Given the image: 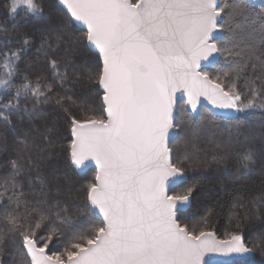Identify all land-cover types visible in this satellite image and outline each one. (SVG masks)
<instances>
[{"label":"snow or ice","instance_id":"obj_1","mask_svg":"<svg viewBox=\"0 0 264 264\" xmlns=\"http://www.w3.org/2000/svg\"><path fill=\"white\" fill-rule=\"evenodd\" d=\"M59 4L67 10L63 16H46L34 0H12L9 11L15 14L22 8L42 22L38 52L55 36L69 53L81 47L96 53L98 67L87 79L102 90V114L89 115L95 110L84 107L83 117L73 115L68 145L76 169L85 168L86 162L95 164L94 179L85 185L84 202L77 206L88 216L90 227L69 230L63 250L49 254L66 235L56 222L73 219L68 202L24 201L17 183L21 166L13 159L9 186L14 199L0 212V223L7 225L6 231L0 230V260L7 240L26 252L28 264H204L208 253L226 257L221 264H252L253 249L242 235L218 239L212 231H190L181 224L195 186L173 191L186 178L184 163L190 157L186 154L174 162L170 134L181 128L174 107L177 91L187 95L186 104L197 114L202 97L216 108L236 112L264 109V102L257 103L264 100V0H59ZM73 21L86 31L74 34ZM30 43L26 36L20 49L3 55L0 65V122L8 125L12 114L22 123H32L39 119L41 103L63 105L65 100L53 98L51 85L42 86L40 77L32 81L25 75L22 84L13 83L18 71L14 65ZM214 56H223L231 65L215 77L203 64ZM48 63L57 69L53 75L63 87L68 76L58 71L60 62ZM5 95L10 99L2 102ZM190 127L194 144L202 127L198 122ZM235 128L229 129V145L240 142V125ZM50 135L51 129L45 141L50 142ZM261 137L257 144L245 136L248 146L237 153L240 178L264 162V133ZM15 142L24 148L29 144L26 136H17ZM45 228L47 234L41 235Z\"/></svg>","mask_w":264,"mask_h":264},{"label":"trees","instance_id":"obj_2","mask_svg":"<svg viewBox=\"0 0 264 264\" xmlns=\"http://www.w3.org/2000/svg\"><path fill=\"white\" fill-rule=\"evenodd\" d=\"M11 2L12 0H0V65L3 64L5 53L20 49L24 38L29 37L30 45L25 46L26 51L14 65L18 71L12 77L13 83L22 84L25 75L32 81L40 77L42 86L51 85L50 95L53 98L65 97V100L63 105L41 103L38 106L39 119L32 123L27 120L22 123L17 114L11 115V125L0 122V192L8 189L0 198V212L10 204V198L14 199L13 190L9 186V162L17 159L21 166L17 183L22 185L24 201L33 205L42 198L47 199L50 204L56 199L68 202L69 215L73 219L67 224L56 222L55 226L61 228L66 235L50 248L51 254L53 251L63 250L64 241L70 234L69 230L75 232L80 228L90 227L88 216L78 211L77 206L83 204L86 195L83 189L94 179L96 170L93 167L83 172L77 170L69 158L68 145L72 138L73 115L83 117L84 107L95 110L89 112V115L102 114V90L97 83L87 79L88 72L95 71L98 63L94 51L81 47L69 53L65 45L57 43L55 36H52L50 46L45 45L43 50L38 52L37 49L41 47L42 22L31 14L26 15L22 8L11 14ZM34 2L41 5L46 16L50 13L53 16H63L67 11L58 0ZM65 22L67 23V20ZM73 25L70 27L74 34L86 31L75 21ZM50 59L59 61L61 66L58 71L68 76V79L63 81V87L61 81L53 75L57 69L50 67ZM66 62L68 67L63 66ZM230 66L223 56H218L216 61L204 70L215 77ZM2 76L3 70L0 69V77ZM244 85L245 81H241L242 91ZM12 91L14 92V89ZM67 97L72 99L68 100ZM245 97L247 99V93ZM8 99L10 96L5 95L2 102H7ZM260 102L264 100L257 101ZM32 103L30 100L28 106L31 107ZM64 109L68 111L65 112ZM177 112V123L181 128L176 130L170 141L173 160H183L186 154L190 159L184 163L186 178L173 191L181 192L187 187L195 186L190 202L180 217L181 224L186 225L190 231H213L221 239L229 238L233 233L240 234L245 245L253 249L252 264H264V162H258L251 175L246 178H240L236 174L237 153L248 146L245 136L252 137L257 144L262 142L264 109L255 108L226 115L214 113L202 106L200 113L194 116L180 102ZM193 122H198L202 127L199 139L194 144L190 142V125ZM237 124L240 125L239 130L242 133L240 142L229 145V129L235 132ZM49 129L50 142H47L44 137ZM17 136L27 137V148L15 142ZM92 222H96L95 217ZM51 226L53 225H49ZM0 230L6 231L7 225L0 223ZM47 231L45 228L41 235H46ZM28 260L26 252L13 247L6 240L0 264H28Z\"/></svg>","mask_w":264,"mask_h":264},{"label":"water","instance_id":"obj_3","mask_svg":"<svg viewBox=\"0 0 264 264\" xmlns=\"http://www.w3.org/2000/svg\"><path fill=\"white\" fill-rule=\"evenodd\" d=\"M59 2V0H58ZM258 2V0H257ZM63 6V5H62ZM64 7V6H63ZM66 9V8H65ZM78 25H80L81 27H83L85 30V26L81 25L79 22H76ZM218 56H214V58H211L210 61H205L203 62V64L206 66V68L210 67L217 59ZM185 101L184 103V106L185 108L190 111L193 115H197V113H193L190 106H188L186 104V100H187V95L183 92V91H177L175 93V109L177 111V108H178V104L179 102L181 101ZM204 106L206 108H208L210 111L214 112V113H217V114H226V115H229V114H232L233 110L231 109H221V108H216L214 107L212 104H210L206 99H204L203 97L200 99V104H199V112L201 110V107ZM176 134V131L172 132L170 134V141L173 139V137L175 136ZM89 167H93L95 168V164L94 162H86V167L85 168H82V169H78L80 172H83L84 170H86L87 168ZM96 170V169H95ZM188 205V204H187ZM187 206L184 207V209L186 208ZM183 209V210H184ZM216 235V234H215ZM217 237V236H216ZM218 239H221L219 237H217ZM226 259V257L222 256L221 254H218V253H208L205 255L204 257V264H216V263H221L222 261H224Z\"/></svg>","mask_w":264,"mask_h":264},{"label":"rangeland","instance_id":"obj_4","mask_svg":"<svg viewBox=\"0 0 264 264\" xmlns=\"http://www.w3.org/2000/svg\"><path fill=\"white\" fill-rule=\"evenodd\" d=\"M182 103H183V105H184V103H185V101L183 100V101H181ZM180 103V102H179ZM185 107V106H184ZM186 109V108H185ZM187 110V109H186ZM200 113V112H199ZM198 113V114H199ZM236 113H238V112H236V111H234L233 110V112H232V114H229V115H234V114H236ZM195 116V115H194ZM78 170V169H77ZM213 232V231H212ZM28 259H30V258H28Z\"/></svg>","mask_w":264,"mask_h":264}]
</instances>
